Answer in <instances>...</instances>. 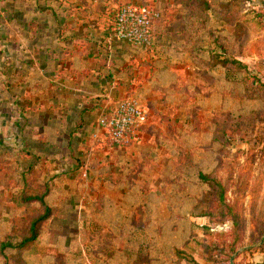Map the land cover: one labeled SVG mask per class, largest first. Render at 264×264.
<instances>
[{
	"label": "crops",
	"instance_id": "crops-1",
	"mask_svg": "<svg viewBox=\"0 0 264 264\" xmlns=\"http://www.w3.org/2000/svg\"><path fill=\"white\" fill-rule=\"evenodd\" d=\"M146 1L161 12L152 47L116 38L118 8ZM206 1L195 9L189 0H0V204L18 194L52 208L44 220L58 229L74 225L58 237L63 249H47L80 264H132L142 255L136 210L150 193L148 165L174 160L194 140L209 159L223 129L236 128L221 117L237 109L231 62L239 61L222 67L231 40L207 24ZM252 1L261 14L251 16L262 15L264 0ZM128 97L147 109V122L138 141L114 146L98 121ZM52 231L46 239L56 242Z\"/></svg>",
	"mask_w": 264,
	"mask_h": 264
},
{
	"label": "rangeland",
	"instance_id": "rangeland-1",
	"mask_svg": "<svg viewBox=\"0 0 264 264\" xmlns=\"http://www.w3.org/2000/svg\"><path fill=\"white\" fill-rule=\"evenodd\" d=\"M230 1L207 0L204 8L207 24L219 25L231 40L232 54L222 43V67L229 70L224 63L229 57L239 61L231 62L237 74V81L231 82L232 88L236 85L237 109L221 117L223 126L231 123L236 128L223 129L221 146L212 149L217 151L209 159L201 153L205 146L194 140L174 160L163 155L148 165L153 171L144 181L151 189L146 184L143 188L150 193L143 192L142 206L136 210V215L141 214L142 238L134 243L140 245L142 255L132 258V264H264V12L251 16L261 14L254 1ZM188 3L201 7V0ZM143 4L158 11L153 23L161 18L152 2ZM223 108H229L228 101ZM193 120L194 133L199 126L197 118ZM13 195L6 209L0 204V243L17 245L44 208ZM53 215L49 208L48 216ZM38 228L36 240L24 248L0 251V264H76L78 260L80 264L82 258L46 248L62 247L58 237L72 232L74 225L58 229L43 220ZM49 230L59 234L56 242L46 239Z\"/></svg>",
	"mask_w": 264,
	"mask_h": 264
},
{
	"label": "built area",
	"instance_id": "built-area-1",
	"mask_svg": "<svg viewBox=\"0 0 264 264\" xmlns=\"http://www.w3.org/2000/svg\"><path fill=\"white\" fill-rule=\"evenodd\" d=\"M158 17V11L150 5L123 4L115 14L114 36L136 46L151 48V27ZM147 118V109L135 98L128 97L104 113L98 122L111 145L125 147L140 139Z\"/></svg>",
	"mask_w": 264,
	"mask_h": 264
},
{
	"label": "trees",
	"instance_id": "trees-1",
	"mask_svg": "<svg viewBox=\"0 0 264 264\" xmlns=\"http://www.w3.org/2000/svg\"><path fill=\"white\" fill-rule=\"evenodd\" d=\"M31 199L40 200L42 202V198L40 197H32ZM49 208L44 207L43 214H40L36 218L32 219L28 226V235L24 236L17 245L12 244L10 241H4L0 243V251H3L5 248H19L22 249L28 244L32 243L36 240L39 234V225L40 223L48 217Z\"/></svg>",
	"mask_w": 264,
	"mask_h": 264
}]
</instances>
